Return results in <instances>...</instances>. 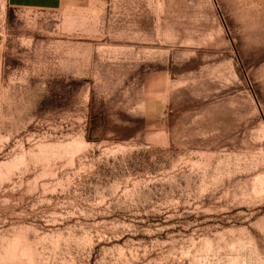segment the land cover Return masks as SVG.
<instances>
[{"label":"rangeland","instance_id":"374dc122","mask_svg":"<svg viewBox=\"0 0 264 264\" xmlns=\"http://www.w3.org/2000/svg\"><path fill=\"white\" fill-rule=\"evenodd\" d=\"M0 264H264V0H0Z\"/></svg>","mask_w":264,"mask_h":264},{"label":"crops","instance_id":"0c3cea01","mask_svg":"<svg viewBox=\"0 0 264 264\" xmlns=\"http://www.w3.org/2000/svg\"><path fill=\"white\" fill-rule=\"evenodd\" d=\"M10 9L55 11L66 4H79L86 0H5Z\"/></svg>","mask_w":264,"mask_h":264},{"label":"bare ground","instance_id":"6f19581e","mask_svg":"<svg viewBox=\"0 0 264 264\" xmlns=\"http://www.w3.org/2000/svg\"><path fill=\"white\" fill-rule=\"evenodd\" d=\"M260 183V182H259Z\"/></svg>","mask_w":264,"mask_h":264}]
</instances>
